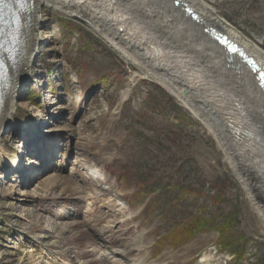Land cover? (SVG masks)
Returning a JSON list of instances; mask_svg holds the SVG:
<instances>
[{"label": "rangeland", "instance_id": "374dc122", "mask_svg": "<svg viewBox=\"0 0 264 264\" xmlns=\"http://www.w3.org/2000/svg\"><path fill=\"white\" fill-rule=\"evenodd\" d=\"M120 1L109 4H120V13H128L126 20L141 35L140 42L168 55L185 78L194 80L195 91L219 97V112L230 126L237 125L231 129L243 128L248 140L264 138L258 102L243 88L231 92L232 86L216 78L221 76L199 44L206 40L204 30L159 0H138L128 11V0ZM204 1L264 50V0ZM38 20L35 60L20 80L0 142L19 164L31 157L26 153L29 128L55 137L57 149L48 168L43 161L35 164L40 175L32 180L0 155V264H47L50 248L56 251L55 263H119L125 258L100 257L105 245L111 240L130 244L140 234L141 254L148 261L176 252L202 234H216L183 264H199L205 252L209 264H264L263 222L200 118L85 21L52 5H44ZM189 34L193 42L186 44ZM190 223L199 228L188 240L176 247L162 241H170L175 226ZM89 224L113 228L112 236H104V246H98ZM220 227L226 229L223 242Z\"/></svg>", "mask_w": 264, "mask_h": 264}, {"label": "bare ground", "instance_id": "6f19581e", "mask_svg": "<svg viewBox=\"0 0 264 264\" xmlns=\"http://www.w3.org/2000/svg\"><path fill=\"white\" fill-rule=\"evenodd\" d=\"M97 1L10 0V3L8 5L10 10L13 12V18L18 19L19 21V29L17 31L14 29L12 32H9L7 34V46L10 48V52L14 53L13 56L9 53L7 60L9 62H11L12 60L13 62L12 58H14L15 64H13V67H10L7 79L4 83L0 105V134L4 131V127L6 125V123L4 122L5 119H9L12 116L14 103H16L15 96L20 93V91L18 90L20 80L26 75V71L32 63V60H35L34 56L36 53L38 42V30L41 27V23L39 22L38 17L42 8L44 7V5H52L54 7L64 9L71 15L85 21L88 26H90L93 30L100 34L125 59L137 65L141 70L145 71L147 74L155 78L173 95H175L177 99H179L185 106H187L197 117L200 118V120L205 124L208 130L214 135L221 149L224 150L226 160L230 163L236 175L242 181L253 203L252 205H254L258 216L260 217L264 225V138L260 139V142L258 136L252 137L251 140H248L243 128L240 127L236 129L233 127L234 129H231L232 126L236 127L237 125L230 126L231 124L227 119H225V115H223L225 113L221 115V113L219 112H223L219 109L220 105L219 103H217L219 97H212L211 94L209 96L208 93L201 94V91H195L196 86L193 83L194 80L192 82L188 78H185L183 74L177 70L176 64L173 63V60H167L166 57H168V55L160 53L159 50H154V48L150 49L144 44L145 42H140L142 41V39L140 38L141 35H138L136 33L137 31L135 32L132 26L129 24L130 19L126 20L127 18H129L128 13H125L126 16H124V14L122 15V12L120 13V11L118 10L117 7L120 4H118L117 7H115L114 5L110 6L109 0H105V5L100 6L99 1ZM159 1L161 3L164 2L169 4L170 6L180 9L181 13L186 15L185 10L182 9V4L176 5L174 2L175 0ZM184 1H186L191 7H193L200 15V21L198 22L193 20L190 16H187L189 17V21L191 22L193 27L200 28L201 31L204 30L203 37L211 42L207 43L205 40L204 44L202 42H200L199 44L202 45L201 49L203 51H206V54H204V52L203 54L209 58V63L213 65L212 68L215 69L214 71L219 74V77L221 76V78H216L223 80V82L225 81L223 83V86H225L226 83L229 86H232L229 89L231 92L233 90L237 91L238 89L243 88L242 91H244L246 94H249L248 96H250L251 98L253 97L258 102V116L264 117V91L260 86L259 80L256 78V73L249 69L246 64L237 57L230 56V52L225 49L223 45L218 44L213 38H211L210 35L206 33V30L215 29L222 34L228 35L229 38L239 43L240 46H242L245 51L254 59H256L260 66L263 67L264 50L244 38L242 34L231 27L230 23L225 18L220 17L218 14H216L214 8L207 4L204 0ZM115 2L121 3L120 0H115ZM137 2L138 0H133L131 3H129V0L127 2H124V5L127 6L124 10L128 11L129 8L130 10L134 9L135 5L139 4V2ZM162 11H160L159 14H161ZM169 16L170 18H174L175 21H178V19L173 15ZM131 23H133L132 19ZM164 25V23H161V26ZM173 26L176 27L174 24ZM177 27L180 30L181 26L177 25ZM138 32L140 33V30ZM188 36H190V38L188 39L186 44L193 42L192 35L189 34ZM195 44L196 46H198V43L195 42ZM10 55L12 58H10ZM210 78L213 79L212 77ZM215 81H218V83L221 84V87H223L222 83L219 82V80H214V82ZM208 82L210 83V81ZM195 94H197V96ZM127 95L128 93H125V96L123 98H125ZM223 108L226 112H228L226 106L222 107V109ZM27 131L29 132V139L26 153L28 155H31V157L28 158L27 163L23 162L19 164L18 161L14 160L12 154L8 152V154H6V150L2 148L1 142L0 155L4 157L8 162L11 161V164L12 166H14L15 170H19L20 172L24 170L26 174V176L24 175L25 178L27 177L28 180H32V178H36L40 175V173L35 170V164H39L43 161V165L48 168L57 147L54 139L55 137H52L50 135L43 137V135H45V132H41L37 128H29ZM55 147L56 149H54ZM61 155V165H64L65 159L63 158V152L61 153ZM246 156L251 157L249 159L250 161L245 159ZM27 165L33 166L27 168ZM96 176L97 175H95V177ZM116 197L118 200L120 199L119 194H117ZM111 201L112 199L109 198L106 203L109 204ZM90 225L91 224H89V227H92L94 231V239L97 240L98 246H104V244L107 242L104 236L106 234L112 236V233L114 232L113 228L110 225H106L101 227L100 229H95L94 226ZM215 236L216 234H202L193 242L187 244L185 247L177 250L176 252L172 253L171 250H168L165 251L159 258L148 261V257L141 254L144 245L142 234H140L139 237L131 241L130 244L119 242V244L114 245L112 243L116 241L111 240L109 242V246L105 245L106 251H103L100 257L115 258L119 256L120 258H125V260H121V262L119 263L112 262L111 264H183L189 257L193 256L194 254L200 252L206 246L210 245L215 240ZM50 250L48 251L47 255L51 258L48 259L47 264H64L60 262L55 263L56 251L54 249L51 251ZM135 252H138L139 257L135 256ZM205 253L204 256L201 255L202 257L198 262L199 264H209V255ZM29 254H31L30 251Z\"/></svg>", "mask_w": 264, "mask_h": 264}, {"label": "water", "instance_id": "95a60500", "mask_svg": "<svg viewBox=\"0 0 264 264\" xmlns=\"http://www.w3.org/2000/svg\"><path fill=\"white\" fill-rule=\"evenodd\" d=\"M174 2H175L176 5L182 4V6H183L182 9L185 10L186 15L190 16L193 20H195L197 22L200 21L199 13L193 7H191L186 1L179 0V2L177 3V0H175ZM206 33H208L210 35V37L213 38L217 43L219 41L221 43V45H223L224 48L227 49L230 52V56H235L238 59H240L242 62H244L246 64V66L249 69H251V67L249 66L247 61L251 60V61L255 62V65L257 66V68H259L260 70L264 71V67L260 66V64L258 63V61L256 59H254L252 56H250L245 51V49L242 46H240L239 43H237L234 40H232L231 38H229L228 35L222 34V33L218 32V31H216L215 29H207ZM218 37L220 39H217ZM229 46H231V47H233L235 49H238L239 50L238 53L230 51L229 50ZM254 73H256V78H257L258 73L257 72H254ZM259 83H260V81H259ZM262 89L264 91V87H262Z\"/></svg>", "mask_w": 264, "mask_h": 264}, {"label": "trees", "instance_id": "16d2710c", "mask_svg": "<svg viewBox=\"0 0 264 264\" xmlns=\"http://www.w3.org/2000/svg\"><path fill=\"white\" fill-rule=\"evenodd\" d=\"M178 108H180V107H178ZM196 228L198 229L199 227L197 226ZM196 228L194 227V223L186 224V225L182 226L181 228L175 226L173 228L172 235H170L171 233L169 234V240L170 241L168 242V240H167V243L164 240H162V241L166 245L176 247L180 243H183L184 241L188 240L195 233ZM219 231H220L222 242H223V239L226 237L224 235L226 229H223V227H220ZM233 254L238 255L239 252L235 250V251H233Z\"/></svg>", "mask_w": 264, "mask_h": 264}, {"label": "snow or ice", "instance_id": "6c2138e0", "mask_svg": "<svg viewBox=\"0 0 264 264\" xmlns=\"http://www.w3.org/2000/svg\"><path fill=\"white\" fill-rule=\"evenodd\" d=\"M0 2H2V0H0ZM178 2H179V0H177V3ZM217 39H220V38L218 37ZM0 49H2L4 51H9V53H10V50L6 47L5 43L2 40H0ZM229 50L233 51V52H237V53L239 51L238 49H235V48H233L231 46H229ZM10 58H12L11 55H10ZM12 59H13V64H15L14 58H12ZM247 63L251 67L252 71L258 73L257 78L260 81V86L264 87V71H262L259 68H257V66L255 65V62H253L251 60L247 61ZM6 75H7V69H6L5 65H4L3 60L0 59V77H5Z\"/></svg>", "mask_w": 264, "mask_h": 264}]
</instances>
